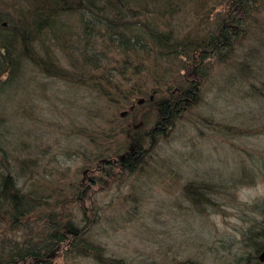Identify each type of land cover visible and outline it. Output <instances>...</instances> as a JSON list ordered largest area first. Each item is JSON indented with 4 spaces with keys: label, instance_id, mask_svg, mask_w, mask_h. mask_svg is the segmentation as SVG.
I'll use <instances>...</instances> for the list:
<instances>
[{
    "label": "rangeland",
    "instance_id": "obj_1",
    "mask_svg": "<svg viewBox=\"0 0 264 264\" xmlns=\"http://www.w3.org/2000/svg\"><path fill=\"white\" fill-rule=\"evenodd\" d=\"M17 4L0 0V11L13 13ZM195 9L190 2L170 20L175 27L170 33L205 42L224 2L208 0L199 14ZM261 21L263 12L255 26ZM255 26L249 23L254 32ZM245 38L204 63L206 74L195 77L193 103L163 129L155 127L156 102L186 84L188 60L158 67L157 78L144 73L147 93L137 97L143 102L132 110L105 103L89 87L26 63L18 78L0 84V161L23 190L32 183L49 204L58 203L44 213L62 211L80 222L82 205L92 209L97 215L92 233L107 256L131 264H236L235 258L250 251L244 234L261 227L264 210V78L252 77L254 70L264 74V54H258L264 51L259 41ZM73 53L53 49L69 70L67 56ZM186 77L192 79L189 73ZM153 88L157 92L149 97ZM122 111L127 114L120 117ZM128 127L143 139L142 163L132 173L119 167L102 170V164L106 175L90 171L83 178L84 169H94L87 159L89 132L103 131L105 139L116 135L109 139L115 150L126 140ZM203 184L214 191L195 207L186 195L190 187ZM6 227L0 224V235ZM64 247L54 252V264H97L72 258Z\"/></svg>",
    "mask_w": 264,
    "mask_h": 264
},
{
    "label": "trees",
    "instance_id": "obj_2",
    "mask_svg": "<svg viewBox=\"0 0 264 264\" xmlns=\"http://www.w3.org/2000/svg\"><path fill=\"white\" fill-rule=\"evenodd\" d=\"M221 1L224 9L216 17L214 29L208 28L205 42L203 39L196 43L187 36L184 39L171 34L175 27L170 20L179 17L190 2L197 6L195 13H202L208 0H19V8H14L13 13L0 11V84L18 78L23 66L30 62L44 74L89 87L105 103L129 108L135 106L138 96L147 93L142 83L144 73L146 77L155 73L154 78H157L158 67L182 58L190 61L186 70L192 79L188 82L184 74L186 84L156 102L155 127L163 129L193 103L198 88L195 77L206 74L204 63L211 57L218 59L232 45L244 43L245 37L259 41L264 51V22L255 26L257 15L264 13V0ZM252 21L256 32L249 27ZM164 26L166 28L161 29ZM57 46L68 53L74 51L67 56L70 70L53 56ZM167 71L168 67L164 68V72ZM252 77L263 80L264 74L254 70ZM154 92L156 88L150 90L149 97ZM98 132L91 130L87 135L91 148L87 159L92 160L91 168L105 164L100 163L101 159L110 160L125 154L123 170L132 173L142 163L143 139L135 130L129 127L124 130L126 140L115 150H111L113 143L109 139L116 135L105 139L104 132ZM85 152L88 150L82 151L86 156ZM107 168L112 169L108 165L103 169ZM102 173L106 175L102 171L99 176ZM29 187L23 190L0 161V224H9L0 235V264H54V252L64 246L65 253L72 258H90L97 264H131L123 258L107 256L96 241L92 232L97 215L92 209L82 205L80 222L62 211L44 213L45 207L55 208L58 203L49 204L39 187L32 183ZM190 188L186 196L195 207H201L199 204L206 199L205 194L214 191L204 184ZM262 213L261 227L248 229L244 234L245 247L250 251L235 258L236 264H264L257 259L264 245V210ZM6 232L13 235H5Z\"/></svg>",
    "mask_w": 264,
    "mask_h": 264
},
{
    "label": "flooded vegetation",
    "instance_id": "obj_3",
    "mask_svg": "<svg viewBox=\"0 0 264 264\" xmlns=\"http://www.w3.org/2000/svg\"><path fill=\"white\" fill-rule=\"evenodd\" d=\"M130 109L132 110L133 109V107H130ZM126 159V154L125 155H119V156H115L114 158H112V159H110V160H108L107 162H105V164L106 165H108V166H111V168H112V170L115 168V167H119V168H121L122 169V165L124 164L123 163V161ZM122 161V162H121ZM120 163H121V165H120ZM101 165L99 166H96L94 169H91V170H89V169H84V170H87L86 171V173L87 172H90V171H98V172H101ZM83 170V171H84ZM102 170H104V169H102ZM123 170V169H122ZM86 173H83L82 172V174H83V178H84V175L86 174ZM84 179H82V181H83ZM81 181V183H80V185L79 186H81L82 184H83V182Z\"/></svg>",
    "mask_w": 264,
    "mask_h": 264
},
{
    "label": "water",
    "instance_id": "obj_4",
    "mask_svg": "<svg viewBox=\"0 0 264 264\" xmlns=\"http://www.w3.org/2000/svg\"><path fill=\"white\" fill-rule=\"evenodd\" d=\"M4 25H8V24L4 23ZM141 102H143V99H140L137 103H141ZM126 114H127V111H122L120 113V116L123 117ZM107 161H108L107 159H101L100 163H105ZM86 171L87 170H84L83 173H86ZM257 259H258L259 262H262V263L264 262V246H263L262 250L260 251V253L258 254Z\"/></svg>",
    "mask_w": 264,
    "mask_h": 264
}]
</instances>
